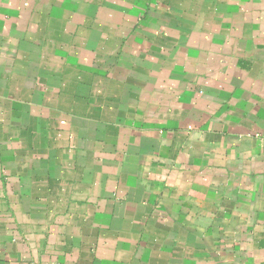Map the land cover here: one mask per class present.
Returning a JSON list of instances; mask_svg holds the SVG:
<instances>
[{
    "label": "crops",
    "instance_id": "0c3cea01",
    "mask_svg": "<svg viewBox=\"0 0 264 264\" xmlns=\"http://www.w3.org/2000/svg\"><path fill=\"white\" fill-rule=\"evenodd\" d=\"M0 264H264V0H0Z\"/></svg>",
    "mask_w": 264,
    "mask_h": 264
}]
</instances>
